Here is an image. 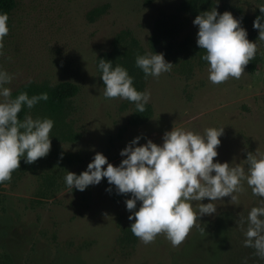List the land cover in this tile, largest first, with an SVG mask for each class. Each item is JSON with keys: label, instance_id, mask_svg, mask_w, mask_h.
<instances>
[{"label": "rangeland", "instance_id": "374dc122", "mask_svg": "<svg viewBox=\"0 0 264 264\" xmlns=\"http://www.w3.org/2000/svg\"><path fill=\"white\" fill-rule=\"evenodd\" d=\"M211 1L219 14L227 11L235 19L231 8L252 19L264 6V0ZM179 4L18 0L0 50V69L13 77L6 85L12 97L28 84L69 82L80 92L67 104L64 117L50 116L37 104L28 109L33 119L54 121L51 150L32 164L22 158L11 180L0 185V264H264L256 250L243 243L248 213L261 199L246 181L234 193L235 201H216V213L199 217L175 247L164 233L149 244L139 238L135 246L122 244L123 230L134 222L124 203L131 194L117 195L114 186L111 193L105 191L106 178L84 191L72 190L64 181L67 171L79 175L86 170L96 152L117 166L124 158L120 151L133 138L141 136L139 144L147 139L161 144L163 134L173 128L200 134L208 127L224 128L214 162L240 163L247 171V153L264 154V40L258 38V29L241 23L247 39L256 42L261 58L257 71L251 74L245 66L240 79L212 84L207 62L180 48L188 38L196 42L198 27L192 23L195 17L179 11ZM167 18L173 19L177 33L154 52L150 38L155 23ZM133 39L138 42L135 51L163 53L173 64L159 77L142 75L154 115L139 127L129 125L134 103L104 98L97 70L101 54L116 48L121 54L134 51ZM208 202L205 198L200 203ZM192 203L198 211L199 202Z\"/></svg>", "mask_w": 264, "mask_h": 264}, {"label": "clouds", "instance_id": "9594fccd", "mask_svg": "<svg viewBox=\"0 0 264 264\" xmlns=\"http://www.w3.org/2000/svg\"><path fill=\"white\" fill-rule=\"evenodd\" d=\"M259 9L261 15L253 21V28L264 40V6ZM8 19L7 13H0V50L9 32ZM192 23L198 27L196 45L204 50L200 58L207 62L208 80L221 84L230 77L240 79L257 51L256 42L247 39L241 21L230 12L219 14L213 8L197 15ZM135 64L145 78L159 77L173 66L163 53L137 55ZM97 70L101 73L104 98L118 97L134 103L138 113L145 111L151 93L136 90L126 68L101 58ZM12 79L11 74L0 69V183L11 180L22 158L25 164H32L48 155L54 126L50 118H18L22 106L32 109L38 102L47 101L48 94L29 97L20 92L12 98L11 89L6 86ZM223 132L224 128L215 127L205 128L203 134L173 128L163 134L161 144L151 139L139 144L141 136H136L120 151L124 158L119 165L113 166L106 156L96 152L86 170L79 175L67 171L64 181L72 190L84 191L106 178L109 187L105 191L111 193L114 186L117 195L131 194L124 203L130 213L129 221H134L129 227L132 234L149 244L164 233L174 247L185 240L199 217L216 213V201L224 197L235 201L234 193L240 192L246 181L252 194L261 199L260 206L252 207L248 213L243 243L264 259V154L248 152L243 160L247 171L240 163L214 162ZM205 198L209 202L200 203ZM192 202H199L198 211L193 210ZM243 223L241 219L240 224Z\"/></svg>", "mask_w": 264, "mask_h": 264}, {"label": "trees", "instance_id": "16d2710c", "mask_svg": "<svg viewBox=\"0 0 264 264\" xmlns=\"http://www.w3.org/2000/svg\"><path fill=\"white\" fill-rule=\"evenodd\" d=\"M18 6V0H0V13H7L10 22V18L12 13ZM214 5L211 0H180L179 11L188 14L190 16L196 17L199 14H202L206 10L213 9ZM233 14L241 21L242 24L248 25L250 23L253 24V21L261 15V12H256L255 16L251 19L243 15L241 9H230ZM168 16H176V15H168ZM173 19H160L157 20L153 29V33L150 38V46L154 52H156L160 45L173 38L174 34L177 33V30L172 25ZM130 33H126V37H130ZM120 37V41H124L125 38ZM132 45L134 46V51L127 50L124 54H121L119 49H115L111 53H103L98 59H105L112 61L113 66L121 65L127 69L128 74L133 77V85L136 90L143 92L144 84L142 82V75L144 74L141 69L136 67L135 58L137 55H143L139 52V48L135 51V48L138 46V42L136 40H132ZM180 48L183 50H188L191 54L201 57L204 55V50L199 49L192 39L188 38L185 42L180 44ZM97 59V64H98ZM202 60V59H201ZM203 61V60H202ZM206 62V61H204ZM261 62V58L257 55L249 61L246 65L248 71L251 74H254L257 71L258 64ZM139 71V74H136L135 70ZM102 86L103 81L101 80ZM20 92H26L29 97L32 95H38L40 93L46 92L48 94L47 101H40L37 105H41L45 112L50 116L55 117H64L65 110L69 101L78 96L80 89L75 84L64 82L56 86H51L49 84H28L23 86L16 94L13 95L12 98H15ZM26 115H28V108L26 106H22L21 112L18 114L19 119H23ZM154 115V111L150 105L145 106V111L142 113H138L136 110L133 113L129 125L132 127H139L146 123H148ZM2 183H0L1 185ZM138 238L135 237L130 228H125L123 230L122 237L120 239L122 244H126L129 246H135L137 244Z\"/></svg>", "mask_w": 264, "mask_h": 264}]
</instances>
